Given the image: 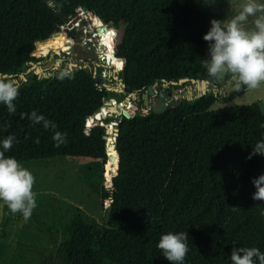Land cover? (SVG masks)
Instances as JSON below:
<instances>
[{
  "label": "trees",
  "instance_id": "trees-1",
  "mask_svg": "<svg viewBox=\"0 0 264 264\" xmlns=\"http://www.w3.org/2000/svg\"><path fill=\"white\" fill-rule=\"evenodd\" d=\"M81 9L96 17L82 12L80 20L102 28L99 17L108 27L109 57L120 69L125 94L100 91L93 76L74 71L22 83L14 112L0 105V139L16 137L6 155L20 163L71 158L86 174L97 171L103 179L96 192L106 223L87 224L75 216L57 255L64 264H169L156 243L161 234L185 231L184 264H230L235 247L264 252V201L251 198V179L264 173V157L248 159L264 136L258 104L210 112L218 97L209 93L160 115L123 118L118 158L108 132L111 159L105 129L96 126L104 121L112 130L117 126L108 117H116L126 94L142 95L149 86L181 79L209 81L202 36L217 18L218 0H0V74H22L37 61L31 55L38 42L34 57L67 52L66 38L57 32L64 17ZM211 85L219 87L218 80ZM33 111L55 127L34 124ZM55 132L65 139L54 141ZM9 220L5 206L0 232Z\"/></svg>",
  "mask_w": 264,
  "mask_h": 264
},
{
  "label": "rangeland",
  "instance_id": "rangeland-1",
  "mask_svg": "<svg viewBox=\"0 0 264 264\" xmlns=\"http://www.w3.org/2000/svg\"><path fill=\"white\" fill-rule=\"evenodd\" d=\"M242 2L243 0H218L216 20H223L235 14ZM252 19L249 18L246 27H251ZM83 23L92 26V23L87 19ZM65 28L66 26L61 27L59 32L66 38ZM65 47H68V43L64 41ZM55 52L57 53V51H53L47 57H34L32 53L31 57L36 58L39 62L40 69L55 74L57 70H53V68L59 67L57 62H62L66 57L62 53L54 54ZM207 58L208 44L206 43L205 60ZM23 75L28 81L34 77V74L26 72V69H24ZM15 79L19 86L23 83L20 77ZM228 81H231L230 75L218 80V90L209 86L210 90H216L218 97L211 106L210 112L254 104H258L264 109V83L252 90H249L247 86H242L239 92L232 91L229 96L225 97L229 91L226 89ZM99 87L102 88V85ZM106 88L112 92L117 88L121 89L120 79H112L107 82ZM154 91L156 94L170 92L174 104L184 100L188 101V98H194L198 93L196 86L190 83L171 86L167 89L155 85ZM142 95H147V91ZM140 96L141 94L138 95V99L129 102H126L125 98L123 100L126 110L132 112V116L138 112L144 114L150 112L144 108ZM119 116L120 111L116 113V117L108 118L117 123ZM93 126L95 127V125ZM96 126H102V124ZM21 164L35 177L33 192L35 193L36 207L31 218L27 221L20 213H10L9 223L2 229L5 236L1 235L2 231L0 232V264H64L63 258L57 255V249L69 239L71 220L79 215L87 224L104 225L107 221V213L103 211L100 196L96 192V190L102 189L103 179L97 171L86 174L79 162L71 158L54 157L21 162ZM3 216L4 208H0V224ZM36 222L44 228H49L50 233L41 231L36 226Z\"/></svg>",
  "mask_w": 264,
  "mask_h": 264
},
{
  "label": "clouds",
  "instance_id": "clouds-1",
  "mask_svg": "<svg viewBox=\"0 0 264 264\" xmlns=\"http://www.w3.org/2000/svg\"><path fill=\"white\" fill-rule=\"evenodd\" d=\"M251 20V27L245 25ZM210 27L202 36L208 44V58L203 61L209 83L231 76L235 90L242 86L249 90L264 83V0H243L235 14L223 20L211 19ZM19 95V84L11 77H0V105L11 113ZM34 124L54 128L43 115L33 111L29 117ZM264 127V125H261ZM64 134L55 132L53 140L62 142ZM16 142L14 135L0 139V208L11 214L20 213L29 220L36 207L33 185L35 177L14 156L6 155ZM248 156L264 157V136L258 140ZM255 191L251 198L264 201V173L251 179ZM233 209L237 207H232ZM187 232H167L160 235L156 248L169 264H184L189 251ZM230 264H264V252L258 247H235L230 252Z\"/></svg>",
  "mask_w": 264,
  "mask_h": 264
},
{
  "label": "flooded vegetation",
  "instance_id": "flooded-vegetation-1",
  "mask_svg": "<svg viewBox=\"0 0 264 264\" xmlns=\"http://www.w3.org/2000/svg\"><path fill=\"white\" fill-rule=\"evenodd\" d=\"M74 17H72V19ZM72 19H70L68 25H64L66 26L64 34L66 35L68 43V47H65L67 51L65 52L66 54L63 52V49L54 53L58 55L62 53L63 56H66L62 62H57V64L60 65L56 67L57 73L63 74L67 70H71V73L74 71H85L93 76L95 81L98 77L104 78L105 80L101 82L96 81V86L99 89V86L102 85L101 90H107V82L112 79H119V74L117 72L118 67L113 65V60L109 57L111 55L113 59V52L109 41V31L106 33L102 30L103 28L84 24V20L80 22L79 25L74 23ZM70 24L72 28H69ZM139 98L143 101L142 95Z\"/></svg>",
  "mask_w": 264,
  "mask_h": 264
},
{
  "label": "water",
  "instance_id": "water-1",
  "mask_svg": "<svg viewBox=\"0 0 264 264\" xmlns=\"http://www.w3.org/2000/svg\"><path fill=\"white\" fill-rule=\"evenodd\" d=\"M43 1L46 2V3L50 2V0H43ZM82 12L91 14L92 16L96 17L93 13H89L85 9L79 10L78 13H77V15L80 14V13H82ZM97 18L104 25V28L102 30H104V32L107 33V31H108L107 26L104 24V22L99 17H97ZM70 19H72V17L69 18V19H67L66 17H64L65 25L66 24L68 25V22L70 21ZM57 33H60V32H57ZM57 33H55V34H57ZM55 34H53V35H55ZM38 43H40V42H38ZM38 43H36V44H38ZM36 44H35V48H36ZM23 69H26V72H28V73L32 72L34 74V77L32 78L33 81L35 79H38V80L48 79V78H52L54 76L68 75L69 73H71V70H69V71L67 70L63 74H60V73H55V74H53V73H47V71L40 69L39 62H37V63L29 62L27 65H25L23 67ZM53 70H57L56 67H54ZM117 72H118V74H120V69L117 68ZM0 77H3V78H9V77H11L16 82H17V80L15 78L16 77H20L23 83H27V81H28V79L25 77V75H23V73L22 74H19V75H5V74H0ZM102 80H105V79L104 78H100V77L96 78V81L97 82H101ZM187 83L194 84L195 86H197V85L204 86V84L206 85V90L205 91L198 92L197 95L194 98H191V97L188 98V101H193V100L199 99V98H201L203 96H206L209 93H213V95L216 96V92L209 89V86H212L211 83H209L206 80L181 79L178 82H165V83L162 84V88L167 89V88H169L171 86H182V85L187 84ZM230 84H231V82L228 81L227 82V85L229 86ZM120 85H121V89L119 91L117 89H115L113 92L116 93V94H125V87H126V85L121 80H120ZM216 88L217 87H215V89ZM232 91L233 92L236 91L235 90V86H233L230 89V91L227 92V94L225 95V97L226 96H229V94ZM138 95H139V92H134V93L126 94L125 101L126 102H129V101L136 100V99H138ZM142 100H143L144 108H146V110H148V111H150V112H152L153 114H156V115H160L163 112H165L167 109L174 107V103L172 101V94L170 92L169 93L162 92L160 94H156V91H154V86H149L148 87V89H147V95H142ZM104 103H103V105H104ZM122 103H124V101ZM179 104H180V102H177L176 103V105H179ZM148 114H144V113L138 112V113L134 114L133 116H128V115H125V113L123 112L119 116V120L116 123L117 126L114 127L113 130H112V128H110V123L109 124L108 123H105V121L103 123H101L102 124V127L105 129L106 153H107V156L110 159H111V157H110L111 155H110V152L108 151V143H109L108 142V139H109V133L108 132H109V130L111 129L110 131L112 132L113 137H114V152L116 153V157L118 158V153H117V150H116V141H117V137H118V133H119L118 123H120V121L123 118H126V119L135 118V117L143 118V117H146Z\"/></svg>",
  "mask_w": 264,
  "mask_h": 264
},
{
  "label": "bare ground",
  "instance_id": "bare-ground-1",
  "mask_svg": "<svg viewBox=\"0 0 264 264\" xmlns=\"http://www.w3.org/2000/svg\"><path fill=\"white\" fill-rule=\"evenodd\" d=\"M72 20L74 21V23L79 24V25H80V22H82V20H80V18H78V15L75 16ZM72 20H71V21H72ZM73 21H72V22H73ZM65 42L67 43V39L65 40ZM63 52H64V51H63ZM64 53H65V52H64ZM65 54H66V53H65ZM45 55H46V54L44 53V54H43V57H45ZM55 64H56V63H55ZM57 65H58V64H57ZM113 65H115V64L113 63ZM118 69H119V68H118ZM196 90H197L198 92L205 91V90H206V85H205V84H204V86L197 85V86H196ZM119 111H120V115L124 112L125 115L132 116V115H131L132 112L126 110L125 105H123L122 108H121Z\"/></svg>",
  "mask_w": 264,
  "mask_h": 264
},
{
  "label": "crops",
  "instance_id": "crops-1",
  "mask_svg": "<svg viewBox=\"0 0 264 264\" xmlns=\"http://www.w3.org/2000/svg\"><path fill=\"white\" fill-rule=\"evenodd\" d=\"M231 84L228 86V85H226V89H229V91H230V89L233 87V86H235V81L231 78ZM242 88V87H241ZM217 90H218V87L216 88ZM216 91V90H215ZM216 97H217V93H216ZM260 108H262L261 106H260ZM262 110V112L264 113V109L262 108L261 109Z\"/></svg>",
  "mask_w": 264,
  "mask_h": 264
},
{
  "label": "built area",
  "instance_id": "built-area-1",
  "mask_svg": "<svg viewBox=\"0 0 264 264\" xmlns=\"http://www.w3.org/2000/svg\"><path fill=\"white\" fill-rule=\"evenodd\" d=\"M102 28H104V25L102 26ZM99 90H101V88H99Z\"/></svg>",
  "mask_w": 264,
  "mask_h": 264
}]
</instances>
